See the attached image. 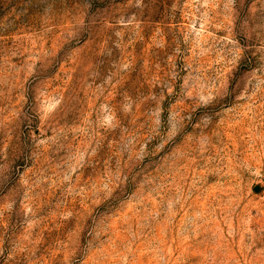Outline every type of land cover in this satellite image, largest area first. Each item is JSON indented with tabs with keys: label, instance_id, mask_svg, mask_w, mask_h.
I'll list each match as a JSON object with an SVG mask.
<instances>
[{
	"label": "rangeland",
	"instance_id": "obj_1",
	"mask_svg": "<svg viewBox=\"0 0 264 264\" xmlns=\"http://www.w3.org/2000/svg\"><path fill=\"white\" fill-rule=\"evenodd\" d=\"M0 264H264V0H0Z\"/></svg>",
	"mask_w": 264,
	"mask_h": 264
},
{
	"label": "water",
	"instance_id": "obj_2",
	"mask_svg": "<svg viewBox=\"0 0 264 264\" xmlns=\"http://www.w3.org/2000/svg\"><path fill=\"white\" fill-rule=\"evenodd\" d=\"M257 190H259V187H257Z\"/></svg>",
	"mask_w": 264,
	"mask_h": 264
}]
</instances>
